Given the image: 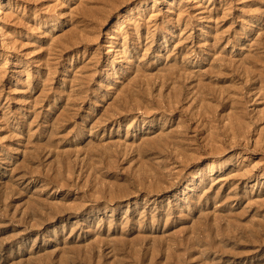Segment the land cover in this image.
<instances>
[{"label":"rangeland","instance_id":"obj_1","mask_svg":"<svg viewBox=\"0 0 264 264\" xmlns=\"http://www.w3.org/2000/svg\"><path fill=\"white\" fill-rule=\"evenodd\" d=\"M0 264H264V0H0Z\"/></svg>","mask_w":264,"mask_h":264},{"label":"bare ground","instance_id":"obj_2","mask_svg":"<svg viewBox=\"0 0 264 264\" xmlns=\"http://www.w3.org/2000/svg\"><path fill=\"white\" fill-rule=\"evenodd\" d=\"M258 233V232H257Z\"/></svg>","mask_w":264,"mask_h":264}]
</instances>
